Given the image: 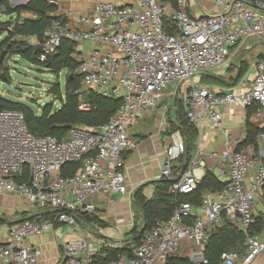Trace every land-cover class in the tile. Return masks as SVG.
Wrapping results in <instances>:
<instances>
[{
  "label": "built area",
  "instance_id": "obj_1",
  "mask_svg": "<svg viewBox=\"0 0 264 264\" xmlns=\"http://www.w3.org/2000/svg\"><path fill=\"white\" fill-rule=\"evenodd\" d=\"M205 1L212 3L214 12L202 11L200 3ZM48 2L58 5L57 0ZM164 19L175 26L173 33L165 29ZM42 33L41 42L37 38L32 42L40 61L55 55L63 40L75 43L70 58L73 73L80 78L75 90L79 110L91 109L82 98L83 91L119 98L121 103L107 122L76 126L61 139L34 135L20 110L0 109V194L19 196L36 213L61 211L53 221L23 219L7 225L0 239V264H39L42 249L28 239L62 225L79 234L64 242L63 259L55 264H167L185 244L192 264H208L203 252L210 231L224 222L242 232L246 251L243 255L223 251L220 264H264V241L252 230L256 198L264 188V52L253 64L256 73L251 87L240 94L215 92L191 82L196 75L224 64L235 45L248 36L264 42V0L98 1L88 12L68 11L62 21L54 20ZM173 83H187L183 103L192 123L207 117L219 125V108L226 104L255 106L250 114L258 126L255 145L251 151L225 148L214 154L227 171L225 179H220L221 170L217 176L224 182L221 189L204 194L199 206L181 202L168 218L157 219L131 256L97 262L102 249L120 244L102 236L96 224L84 229L78 217L94 213L99 196L108 195L109 202H113L112 193H128L132 198L124 177V153L136 144L129 127ZM185 147L182 138L172 139L160 179L171 177L172 165ZM202 154L199 151L171 184L172 193L186 194L196 188L206 171ZM73 161L82 162L80 170L62 176V165Z\"/></svg>",
  "mask_w": 264,
  "mask_h": 264
},
{
  "label": "trees",
  "instance_id": "obj_2",
  "mask_svg": "<svg viewBox=\"0 0 264 264\" xmlns=\"http://www.w3.org/2000/svg\"><path fill=\"white\" fill-rule=\"evenodd\" d=\"M8 0H0V7L4 6V13L13 16V28L5 33V37L0 41V51L5 49L10 56H19L30 64L49 68L52 70L65 69V93L64 99L61 98L60 107L52 111L51 105H44L41 113L38 115L31 108L21 102L14 101L0 95V109L20 110L25 118L28 130L37 136L51 135L59 139L69 135L70 130L76 126L89 128L100 125L109 120L121 103L119 98L108 99L100 96L93 91H83V99L90 103L91 109L81 111L78 108L79 95L75 90L80 87V78L73 73L74 61L70 58V51L75 43L69 40H63L55 55L46 58L44 61L39 60L38 50L35 43L30 42V38H37L54 20H63V16H54V5L48 0H26L18 5L11 6L7 4ZM174 2V0H171ZM165 29L173 33L175 26L167 19H164ZM15 36H21L16 40ZM260 56V55H259ZM238 65H229L227 69L228 77L213 76L206 74L208 81L224 85L227 80H233L238 69L240 75L246 70L243 61ZM1 65V64H0ZM71 76V77H70ZM1 79V71H0ZM255 106H250L248 113L252 112ZM185 136V152L179 156L172 165L171 177H163L156 181V189L151 199L145 198L137 189L133 196V204L140 207L139 216L144 226L137 230L135 221L127 234H132L128 243H124L119 248H104L96 256L97 262L107 263L111 259L121 254L131 256L134 250L139 246L141 237L157 219L168 218L173 210L181 202H189L194 206L202 204V194L205 190L216 191L223 187L224 182L219 180L211 171L206 170L203 178L199 181L196 188L186 194L172 193L170 187L172 182L170 178H175L192 160V152L196 139L197 129L194 123L188 118L182 117L181 124L178 126ZM258 129L253 126L247 127V138L245 142H254ZM179 163V165H178ZM82 167L81 161L68 162L62 165L60 174L62 176L73 175ZM60 210H39L36 215L30 219L50 220L53 221ZM264 213L256 216V221L252 230L258 234L264 228ZM6 219L0 217V224ZM81 224H96L99 227L105 225L95 213H82L78 217ZM223 251H235L243 255L246 248L243 243L242 232L233 224L224 222L213 228L205 246L203 255L207 258L208 264H220V253ZM167 264H192L187 257L175 256Z\"/></svg>",
  "mask_w": 264,
  "mask_h": 264
},
{
  "label": "crops",
  "instance_id": "obj_3",
  "mask_svg": "<svg viewBox=\"0 0 264 264\" xmlns=\"http://www.w3.org/2000/svg\"><path fill=\"white\" fill-rule=\"evenodd\" d=\"M25 1V0H23ZM58 5L54 7V16H64L68 11L76 13L88 12L92 6L98 1H111L115 4L126 3L129 0H57ZM202 11L214 12L215 7L211 2L205 1L200 3ZM199 8V9H200ZM13 17V16H12ZM244 41V40H243ZM239 44V43H238ZM235 45L233 50L238 46ZM229 57V56H228ZM236 58V57H235ZM248 58V57H247ZM247 58H241L240 60L245 62V67L251 65ZM228 59V58H227ZM237 59V58H236ZM236 65H240L239 59H237ZM229 67V66H228ZM227 67V69H228ZM226 74L223 77H228ZM256 73L255 66H252L249 75L243 79L240 83L237 82L234 85H229L227 80L224 85L215 83L213 88L215 92H227L235 91L237 94L242 93L246 89L250 88ZM211 75V74H210ZM215 76V75H213ZM222 77V75H220ZM241 76V75H240ZM240 78V77H239ZM238 83V84H237ZM187 83L170 84L160 95L158 103L153 107L146 108L143 113L135 119L129 127V136L135 141V147L124 153L125 166L124 177L127 185L128 192L133 196L134 192L140 188L141 194L151 199L155 193L156 181H158L163 162L165 151L169 143L174 138H182L185 140L183 132L178 129L181 124V118H188V111L183 103V91ZM250 107H245L241 104H226L219 108L221 112V121L217 125L210 121L207 117H204L199 123H194L197 129L196 139L194 142V149L192 156L194 159L197 153L201 151L203 154L201 158L205 160V169L213 171L215 176H218L220 170L222 171L221 180L227 177L226 167L218 164V158L214 154L220 153L225 148L230 150H244L251 151L254 142H245L247 135V127L253 126L257 128V123L252 116L251 112L248 113ZM189 119V118H188ZM241 140L239 144H236V140ZM174 164V163H173ZM218 178V177H217ZM252 173L247 178L250 181ZM219 179V178H218ZM219 179V180H220ZM264 189V188H263ZM213 191L205 190L202 194L212 193ZM264 192H259L255 202L256 215H260L264 212V208H257V200L262 196ZM7 197L12 194H0ZM110 197L113 198V202H109L108 195L99 196L96 202L95 214L104 221L105 225L100 227L101 235L116 241L118 244L123 245L128 240L126 234L131 229L134 222L133 201L127 194L112 193ZM140 210V207L135 204ZM31 208H26V210ZM19 220L6 221L0 225H9L11 223L19 222L26 217L36 215L34 209ZM0 232L2 228L0 227ZM53 232V233H52ZM78 233L76 230H70L65 225L55 228L53 231H49L45 234L31 236L28 241L32 244H37L42 249V255L39 259V264H55L62 256L63 244L57 243V239H63L67 237L68 233ZM262 232V231H261ZM4 233V231H3ZM259 236L264 241V233H260ZM3 237H0V239ZM65 242L68 239H64ZM53 246L56 249H53ZM185 244L180 252L189 255L188 248ZM178 256V255H177ZM191 256V255H190Z\"/></svg>",
  "mask_w": 264,
  "mask_h": 264
},
{
  "label": "rangeland",
  "instance_id": "obj_4",
  "mask_svg": "<svg viewBox=\"0 0 264 264\" xmlns=\"http://www.w3.org/2000/svg\"><path fill=\"white\" fill-rule=\"evenodd\" d=\"M23 0H8L7 4L14 6L22 3ZM13 17L4 13V6L0 7V41L5 37L6 31L13 28ZM7 29V30H6ZM16 40L21 39V36H15ZM33 38H30V42H33ZM251 49H245L249 48ZM3 52L2 56L1 53ZM264 52V42H260V39L254 36H248L244 41H241L238 46L229 55L226 62L216 68L209 70L203 74L196 75L191 82L200 83L205 85L209 90H216L213 88L215 83L208 81L205 76L206 74H211L215 76H224L226 74V69L229 65H235L237 59L247 58L251 65L247 67L245 71L241 74L238 82L240 83L245 79L251 72L253 64L257 61L259 55ZM237 59H236V58ZM245 61V60H243ZM0 95L5 98L18 101L28 105L33 112L36 114L41 113V109L44 105H51L52 111L57 110L61 104V98L64 99L65 93V72L63 68L61 70H52L49 68H44L30 64L19 56H10L6 53L5 49L0 51ZM245 65V62H243ZM238 84V83H237ZM83 98V95H82ZM179 165V163H178ZM264 192V189L261 190ZM257 208H264V194L257 200ZM29 208L25 202L17 195H11L7 197L6 195L0 196V217L6 219V221H15L28 213H31L32 208ZM134 221L137 225V230H140L144 224L139 216V210L134 205ZM264 213V212H263ZM264 217V215H263ZM134 223V222H133ZM84 229H90V225L81 224ZM2 232H0V237L4 236L3 231L6 226L0 225ZM51 229L50 231H53ZM53 233V232H52ZM264 233V228L261 234ZM66 239H75L79 233H68ZM128 239L132 237V234H126ZM65 238L57 239V243L63 244ZM127 240L124 243H128ZM53 249H56L53 246ZM188 248V247H186ZM189 251V249H186ZM178 257H187L189 262L192 263V258L190 255L186 256V253L180 252ZM63 259V256L61 257Z\"/></svg>",
  "mask_w": 264,
  "mask_h": 264
},
{
  "label": "water",
  "instance_id": "obj_5",
  "mask_svg": "<svg viewBox=\"0 0 264 264\" xmlns=\"http://www.w3.org/2000/svg\"><path fill=\"white\" fill-rule=\"evenodd\" d=\"M42 37H43V33H40V34H38V36H37V40H38V42H41L42 41ZM2 54H3V52L1 53V56H2ZM71 77V76H70ZM239 77H240V70L238 69V71H237V73H236V76L234 77V79L231 81V82H228V84L229 85H234L236 82H237V80L239 79ZM184 170H185V166H183L182 168H181V171H180V173L178 174V176L177 177H175V178H170L169 180H170V182H176L179 178H180V176H181V174L184 172ZM30 218H32V216H29V217H26L25 219H30Z\"/></svg>",
  "mask_w": 264,
  "mask_h": 264
}]
</instances>
